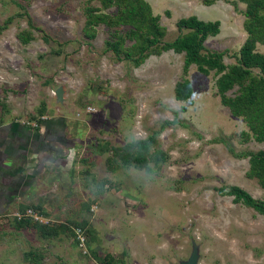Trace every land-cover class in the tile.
<instances>
[{"label":"rangeland","instance_id":"374dc122","mask_svg":"<svg viewBox=\"0 0 264 264\" xmlns=\"http://www.w3.org/2000/svg\"><path fill=\"white\" fill-rule=\"evenodd\" d=\"M145 1L162 41L178 34V18L217 20L203 47L234 62L243 2ZM86 8L115 13L98 0H0V25L11 17L0 30V264H29V251L39 264H178L192 245L197 264H264L263 217L215 190L236 185L264 199L240 156L264 142L220 104L212 70L182 73L171 50L138 66L117 58L104 41L126 27L99 24L86 37ZM254 51L264 55V44ZM183 80L189 97L176 100ZM19 217L57 232L16 229Z\"/></svg>","mask_w":264,"mask_h":264},{"label":"trees","instance_id":"16d2710c","mask_svg":"<svg viewBox=\"0 0 264 264\" xmlns=\"http://www.w3.org/2000/svg\"><path fill=\"white\" fill-rule=\"evenodd\" d=\"M200 1L209 5L214 0ZM240 1L244 3L242 28L245 38L238 48L237 55H234V62L230 64L222 62L224 51L205 50L203 47L205 38L218 32L217 20L203 21L194 15L178 18L174 23L178 34L171 41H162L163 29L158 24V16L152 14L150 5L145 0H98L104 8L114 5L115 13L95 12L94 9L86 8L81 30L84 36L90 38L93 35L91 28L95 25L125 26L126 29L122 33H114L110 40L104 41L105 49L117 58L131 61L134 66L141 64L150 54L171 50L182 53V73L186 72L189 64H194L202 74H208L212 70L217 75L214 86L220 104L225 106L232 116L245 119L254 139L264 142V55L254 51L255 43L264 44V0ZM10 20L11 17H7L0 25V30ZM27 23L31 25L29 20ZM28 36L29 32L26 30L16 33L22 43L29 40ZM127 40L131 43L124 46L123 43ZM173 90L176 100L189 97L190 87L184 80L175 82ZM242 134L248 136L247 133ZM146 142L140 140L133 144L145 148ZM131 145L115 150L117 153H125ZM240 156L247 157L245 176L254 178L256 183L264 188V151L244 152ZM4 158H7L6 154ZM215 190L219 195L231 196L232 202L251 208L264 219V199L254 198L236 185L220 186ZM21 227H35L42 237L57 232L55 228L40 225L28 217H19L14 221V228ZM27 256L29 264H39L42 255L29 251Z\"/></svg>","mask_w":264,"mask_h":264},{"label":"water","instance_id":"95a60500","mask_svg":"<svg viewBox=\"0 0 264 264\" xmlns=\"http://www.w3.org/2000/svg\"><path fill=\"white\" fill-rule=\"evenodd\" d=\"M61 88L60 87H57L55 90H54V95H55V98L57 101H60L61 100ZM197 249H196V246L195 245H192L191 247V251L190 253L188 254V256L186 257L185 260L183 261H180L178 264H197Z\"/></svg>","mask_w":264,"mask_h":264}]
</instances>
